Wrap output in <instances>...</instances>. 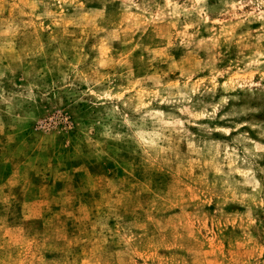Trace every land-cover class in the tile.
Returning a JSON list of instances; mask_svg holds the SVG:
<instances>
[{
  "label": "rangeland",
  "instance_id": "1",
  "mask_svg": "<svg viewBox=\"0 0 264 264\" xmlns=\"http://www.w3.org/2000/svg\"><path fill=\"white\" fill-rule=\"evenodd\" d=\"M0 264H264V0H0Z\"/></svg>",
  "mask_w": 264,
  "mask_h": 264
}]
</instances>
